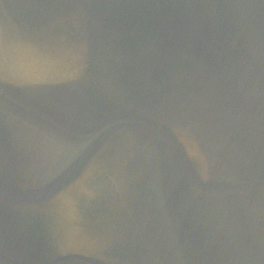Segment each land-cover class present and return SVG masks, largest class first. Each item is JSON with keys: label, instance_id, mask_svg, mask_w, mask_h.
Returning <instances> with one entry per match:
<instances>
[{"label": "water", "instance_id": "water-1", "mask_svg": "<svg viewBox=\"0 0 264 264\" xmlns=\"http://www.w3.org/2000/svg\"><path fill=\"white\" fill-rule=\"evenodd\" d=\"M0 264H264V0H0Z\"/></svg>", "mask_w": 264, "mask_h": 264}]
</instances>
